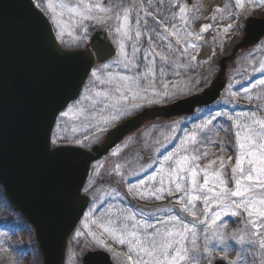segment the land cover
I'll list each match as a JSON object with an SVG mask.
<instances>
[{"label":"rangeland","instance_id":"374dc122","mask_svg":"<svg viewBox=\"0 0 264 264\" xmlns=\"http://www.w3.org/2000/svg\"><path fill=\"white\" fill-rule=\"evenodd\" d=\"M33 1L51 22L63 49L85 48L90 34L98 28L108 31L107 36L117 49L112 60L97 65L92 71L105 83L101 84L91 73L79 99L57 119L52 133V148L75 146L89 150L102 140L106 132L143 109L166 106L201 93L218 77L221 60L231 56L224 76L225 89L211 107L196 109L190 118L158 120L144 125L127 136L107 157L93 164L82 191L89 196L91 204L69 239L64 264H81L84 250L104 251L115 264H131L127 244L114 241L101 227L120 229L123 227L122 217L129 214L141 222L136 230L142 237L151 236L155 231L154 228L144 229L143 224L162 230L187 225L192 231L185 242L189 259L184 264H214L218 260L226 264H264V248L261 247L264 219L255 215L249 218L247 213L238 210L235 216L222 214L217 225L209 227L207 223H201L205 219L203 201L194 202L195 218L181 210L186 202L185 193L175 192V183L169 176L170 167H176V158L196 155L200 159L192 162V166L199 165L197 179L200 184H203L205 170L209 174L210 186L215 182L212 173L221 171L226 187L229 190L235 188L234 179L239 178V173L234 177L232 169L241 154L238 140L243 137L244 126L251 125L261 131L253 120L264 119V86L259 83L264 80V71L261 70L264 67V40L247 54L237 56L233 50L241 40L246 19L264 17V0H240L239 4L237 0H190L189 4L185 0ZM49 3L54 4L55 11L65 21L69 14L66 8H59L60 4L73 8L84 3L100 4L108 11H95L97 19L63 27L65 34L60 36L58 26L48 11ZM181 8L184 13H181ZM125 13L128 14L127 24L123 23ZM182 15L187 23L181 19ZM229 25L233 27L226 31ZM205 26H209L207 31L201 33ZM118 27L120 32H117ZM165 27L182 35L185 32L195 35L185 36L178 45L176 39L164 31ZM137 32L140 33L139 38ZM185 45L188 46L187 52L184 51ZM157 52L167 56L169 62L162 61ZM124 55L133 63L125 66ZM105 65L109 67L105 68ZM149 68L155 70V76L149 74L144 78ZM109 74L117 78L112 83L107 82ZM120 76L128 77L125 83L132 87V92L128 93L129 104L139 107L125 111L118 120L105 124L104 118L109 115L105 104L111 101H104L95 93L114 90ZM137 78L139 88L131 83ZM144 88L148 90L142 91ZM137 91L139 96L133 98ZM113 95L118 96L119 93L113 92ZM209 120L211 124L206 123ZM237 133H240L239 137ZM193 136L195 141L190 139ZM173 154L177 155L172 162L165 160ZM147 156H152V159L145 162ZM212 161L216 163L207 167ZM243 167L249 168L247 160ZM182 175L187 176L188 173ZM162 180L164 191L155 192L161 187ZM178 182L190 187L187 180ZM168 189H172L173 194H169ZM124 195L132 202L129 203ZM255 195L258 199L264 197V190H257ZM218 210L213 207L211 211ZM173 216L178 219L170 221ZM250 219L257 221L259 231ZM126 223L131 230L133 222ZM101 239L106 241L107 247L97 243ZM131 255L133 260L137 259L135 253ZM0 264H42L32 228L8 204L1 187Z\"/></svg>","mask_w":264,"mask_h":264},{"label":"water","instance_id":"95a60500","mask_svg":"<svg viewBox=\"0 0 264 264\" xmlns=\"http://www.w3.org/2000/svg\"><path fill=\"white\" fill-rule=\"evenodd\" d=\"M263 39L264 17H250L233 53L247 54ZM116 54L106 29L91 33L85 48L64 50L32 0H0V186L8 204L31 226L42 264H64L68 240L90 203L82 191L92 165L144 125L211 107L225 89L231 58L221 60L218 77L201 93L143 109L90 150L52 148L59 115L78 99L93 67ZM82 254V264H113L103 251Z\"/></svg>","mask_w":264,"mask_h":264},{"label":"snow or ice","instance_id":"6c2138e0","mask_svg":"<svg viewBox=\"0 0 264 264\" xmlns=\"http://www.w3.org/2000/svg\"><path fill=\"white\" fill-rule=\"evenodd\" d=\"M238 4L240 0H237ZM59 8L61 10L67 9L69 14V19L67 21L63 20V16L55 11V6L53 3H49L48 11L51 13L53 23L58 26V35L63 36V27H68L72 24H76L78 21H86L91 19H97L94 15L95 11L100 13H106L108 9L104 8L100 4L95 6L84 3L73 8L64 4H60ZM181 13H184V9H180ZM219 11V9H217ZM145 15H151V13H145ZM59 17V18H58ZM181 19L187 23L185 16L182 15ZM124 24L128 23V14H124ZM161 23V21H157ZM175 29V25L171 26ZM209 26H205L201 29V33L207 31ZM233 25H229L226 31H230ZM164 31L167 32L170 36L176 39V43L179 45L183 42L185 36H193L194 33L185 32L183 35L177 31H169L168 27L164 28ZM117 32H120V28H117ZM69 34H71L69 32ZM127 35V33H125ZM140 33L137 32L136 36L139 38ZM131 38V37H129ZM199 38V37H197ZM187 45L184 47V51L187 52ZM195 47V45H193ZM155 51V50H153ZM121 52L123 54V46H121ZM99 55V53H98ZM160 56V59L165 63L169 62V58L160 53H156ZM147 58V57H146ZM195 59V57H192ZM124 61L126 65L132 64L133 61L128 59L124 55ZM108 65H105V68H108ZM264 71V67L261 68ZM151 74L155 76V70L153 68L148 69V73L145 74L144 78H147ZM92 76L95 77L97 81L101 84L105 83V80L93 72ZM116 77H113L109 74L108 83H112L116 80ZM128 80V77L120 76L118 77V84L114 90L110 92H96L97 97H103L104 101H111V103H106L105 108L109 110V115L104 118V123L107 124L111 121H116L119 119L120 114L129 111L132 108H137L139 105L129 104L128 102V93L132 92V87L129 84H126L125 81ZM132 84L137 88L140 87L139 79H133ZM151 83V82H150ZM261 86H264V80L260 82ZM166 87V86H165ZM147 88L142 89V91H147ZM114 93H119L118 96H114ZM158 94V93H154ZM166 95V93H165ZM139 96V92H135L133 98ZM67 115V113H65ZM211 124V120L206 122ZM254 125H258L261 131H258L256 128L251 125L244 126V134L242 139L238 140L239 148L241 149L240 157L236 160V166L232 169V173L235 177L239 173V178L234 179L235 188L229 190L225 181L221 178V171H216L212 173V176L215 177V182L210 186V178L208 172L204 171L203 184L198 182L199 175V165L192 166V162L200 159L199 156L193 155L191 157L184 155L179 156L175 159V168L169 169V176L173 179L172 183H175V192L183 191L185 193L186 202L182 204V211H186L189 215L196 217V213L193 211L195 208V201H203L204 204V217L205 219L201 223H207L209 227L217 225L221 220V215H238V210L247 213L248 217L251 218L254 215L260 219H264V197L257 198L255 192L257 190H264V119H254ZM237 127H241L237 125ZM237 136H240V133H237ZM191 140L195 141V137H190ZM186 151V150H185ZM177 154L167 156L166 161L172 162L174 157ZM247 160L249 165L248 169L243 167V164ZM215 161H212L207 167H211L212 164H215ZM223 161H221V169H223ZM163 167V165H162ZM183 173H188L187 176L182 175ZM184 179L187 180L190 187L182 186L178 181ZM245 181L247 183H245ZM163 180L161 181V187L156 188L155 192L164 191ZM220 190L217 191L216 189ZM169 194H173L172 189H168ZM159 198V197H157ZM237 198V199H231ZM179 203V201H178ZM216 207L219 210L212 212V208ZM178 217H170V221H176ZM126 221H132V229L129 230ZM123 227L120 229L105 227L103 232L107 233L114 241L118 242L121 245L127 244L128 260L131 264H184L185 261L189 259L188 250L186 248L185 242L188 240V234L192 231L187 225L181 224L180 227H166L165 229L156 228L154 225L143 224L144 229L154 228L155 231L151 236H141L140 233L136 230L141 226V222L136 220V217L132 214L122 217ZM250 222L259 231L257 227V221L250 219ZM194 237V233H193ZM101 246L107 247L106 241L101 239L97 241ZM261 247L264 248V241H261ZM132 253H135L137 257L136 260H133Z\"/></svg>","mask_w":264,"mask_h":264},{"label":"trees","instance_id":"16d2710c","mask_svg":"<svg viewBox=\"0 0 264 264\" xmlns=\"http://www.w3.org/2000/svg\"><path fill=\"white\" fill-rule=\"evenodd\" d=\"M124 196H125L126 199L129 201V203L132 202V199H131V198L127 197L126 195H124Z\"/></svg>","mask_w":264,"mask_h":264}]
</instances>
